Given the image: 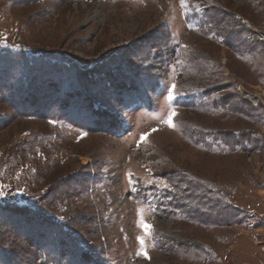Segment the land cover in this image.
I'll return each mask as SVG.
<instances>
[{"label":"rangeland","instance_id":"374dc122","mask_svg":"<svg viewBox=\"0 0 264 264\" xmlns=\"http://www.w3.org/2000/svg\"><path fill=\"white\" fill-rule=\"evenodd\" d=\"M260 32L264 0H0V49L39 56L28 89L49 97L0 98V203L25 204L29 193L69 181L56 217L75 218L87 253L42 264H264ZM126 66L152 78L142 99L122 101L109 88L105 100L86 102L81 92L75 101L113 114L117 128L93 125L89 112L92 122L78 124L14 113L49 107L52 83L63 92L91 78L112 86ZM31 141L38 148L23 154ZM138 237L150 258L137 254ZM41 243L57 245L50 235Z\"/></svg>","mask_w":264,"mask_h":264},{"label":"trees","instance_id":"16d2710c","mask_svg":"<svg viewBox=\"0 0 264 264\" xmlns=\"http://www.w3.org/2000/svg\"><path fill=\"white\" fill-rule=\"evenodd\" d=\"M231 26H234V23L231 24ZM52 58L53 57L49 55L47 59L52 61ZM39 59V56L33 54L0 49V98L2 101L7 102V100L13 99V102L17 101L20 104L25 102L24 104L26 105L32 102L31 100L33 99L35 103L49 99V97L35 98L33 95L37 90L33 88L28 89L30 88L28 87L29 81L32 79L29 78V73L35 74L39 71V66L42 65V63L38 61ZM54 64L56 67V63H53V65ZM124 72L126 76L122 77V81H115L112 83V86L110 85L108 87L107 82L103 80L105 83L101 85L102 89L98 86L96 87V83H92L94 80L92 78V81L88 79L91 81L90 83L92 86L87 84L88 88L81 89L84 88V86L82 85L83 82H80L79 90L76 91L73 89L71 92H63L61 91L62 87H57L52 83L50 89L53 92L51 96L53 99L49 107L43 109L38 106L30 105L34 108H31V110L13 109L14 113L16 116L20 117L37 116L54 120L64 119L71 123H77L79 117H83L86 122L91 121L89 120L90 117H88L91 115L95 120L93 121V125L101 126L100 128L105 130H108L110 127L113 128L114 126L117 128L118 121L113 114L101 109L96 111L90 105L82 106V104H76L75 101L81 92L83 94L87 93L85 97L86 102L97 100V97L101 98V100H105V98L109 96L107 92L109 88L115 96L118 95L119 98H122V101L126 97L130 98L128 101L129 103L142 99L145 92L147 93V88L152 83V78L148 77L147 73L144 74L143 71L133 75V69L129 66H126ZM130 76L133 78L131 79ZM128 81H130L131 87L126 88V83ZM63 85L68 87L69 83L63 82ZM69 87H73L72 82H70ZM90 87L99 89L96 97L91 93ZM54 94H56V97H54ZM58 94L63 96L57 97ZM37 103L35 105H37ZM88 112L90 115L83 116V114ZM85 124L92 128L88 123H80L81 126H85ZM30 145V147L27 146L28 148L25 147L23 149V154L27 153L28 149L33 153L38 148V145L35 144L34 141H31ZM6 162L7 161H1V165L3 166ZM69 184V181L60 180L55 185L57 187L51 189L45 195H34L31 192L29 193L31 197L26 198L27 200L24 201L25 204H17L10 200L2 204L0 203V255L1 258L3 257L4 259L1 260L0 258V264H42L41 260L45 262L46 259H53L56 258V256L57 258L59 256L63 258L68 257L71 260L81 257V260H84L85 256H87L85 248L81 247V243L83 244L84 239L81 237V234L79 235L72 227L73 224H76L73 221L75 218L71 219L65 216L64 218L66 219L60 220L56 217L65 214V211L58 209L62 208V204L68 200L69 195L73 192ZM34 207H36V209H34ZM54 209H57L59 214H56L57 211H54ZM70 219L73 222H70ZM75 221L77 222L78 219ZM80 224L83 225L84 223ZM49 235L55 236L57 242L55 247L57 246L58 248L53 247L54 245L48 246L41 243V241ZM29 246L34 247L35 251L30 249ZM71 246L78 250V255L72 252L73 248H71ZM36 254L38 258H35ZM35 259L36 261L38 260L39 263L33 262Z\"/></svg>","mask_w":264,"mask_h":264},{"label":"snow or ice","instance_id":"6c2138e0","mask_svg":"<svg viewBox=\"0 0 264 264\" xmlns=\"http://www.w3.org/2000/svg\"><path fill=\"white\" fill-rule=\"evenodd\" d=\"M180 4L182 7H188V0H180ZM196 7L198 8L199 5H196ZM7 46V45H5ZM173 88H175V85H173ZM175 97L173 96L172 92H169L168 93V100L171 101L173 100ZM176 115L175 111L173 110L171 112V114L168 116L167 120H166V123L170 126V127H175V125L173 124V117ZM54 123V122H53ZM83 135H87V133H84ZM145 137H142V139H144ZM0 195H2V193H0ZM139 212L141 213V218L139 220V224L141 226V228L145 231L146 234H150L151 232V225H148L144 219H143V216H142V212L143 210H139ZM61 219H63L61 217ZM142 246L141 248V251L139 253H137L138 255H144L146 258H150L148 257V254H147V251L143 248L144 244H145V241H144V238L143 237H138L137 238Z\"/></svg>","mask_w":264,"mask_h":264},{"label":"bare ground","instance_id":"6f19581e","mask_svg":"<svg viewBox=\"0 0 264 264\" xmlns=\"http://www.w3.org/2000/svg\"><path fill=\"white\" fill-rule=\"evenodd\" d=\"M258 36L261 40H264V33L260 32ZM255 97H256V95H253V94L249 95V98H255Z\"/></svg>","mask_w":264,"mask_h":264},{"label":"built area","instance_id":"2783aa9c","mask_svg":"<svg viewBox=\"0 0 264 264\" xmlns=\"http://www.w3.org/2000/svg\"><path fill=\"white\" fill-rule=\"evenodd\" d=\"M259 101V100H258ZM258 101H256L258 103Z\"/></svg>","mask_w":264,"mask_h":264}]
</instances>
